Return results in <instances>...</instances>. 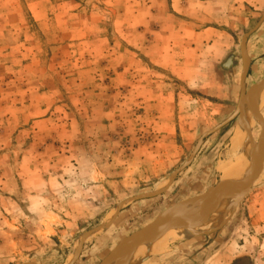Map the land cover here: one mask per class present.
<instances>
[{
	"label": "rangeland",
	"instance_id": "1",
	"mask_svg": "<svg viewBox=\"0 0 264 264\" xmlns=\"http://www.w3.org/2000/svg\"><path fill=\"white\" fill-rule=\"evenodd\" d=\"M263 79L264 0H0V264H101L208 203L228 149L247 183ZM242 194L212 231L113 264H264V162Z\"/></svg>",
	"mask_w": 264,
	"mask_h": 264
},
{
	"label": "bare ground",
	"instance_id": "2",
	"mask_svg": "<svg viewBox=\"0 0 264 264\" xmlns=\"http://www.w3.org/2000/svg\"><path fill=\"white\" fill-rule=\"evenodd\" d=\"M263 95L260 98L264 97ZM260 98L256 99L257 103L264 102V99L260 100ZM248 106L250 107L247 108L246 113L247 116L250 117V115H252V113L255 110L252 108L250 103L248 104ZM246 135H248V131H246ZM235 137L239 141L241 146L242 138H243L241 128H238V130L235 132ZM249 162H251V159L247 157L246 165H249ZM239 165L240 164H238V160L235 158V156L232 155V152L228 149L226 158L217 166V170L221 175V184H219V186L214 192L210 191L208 195V199H210L208 200L209 202L206 203V201L203 200L196 207L197 212L192 213L190 215L188 214V216H185L186 214L184 213H180L178 215H174V213H171L170 215L168 214L162 215V218L164 219L174 222L176 221L182 222L192 228L194 227L189 231V233L187 232L188 234L177 233L174 230L163 228L161 231H159L160 233L158 234L156 232L154 233L156 235L153 241L152 238L154 237V234L142 236L139 239L132 241L126 246L125 248L126 258L125 260L123 258L124 263L125 261H128L130 259L133 260L143 259L153 255L160 254L168 248L169 244L174 243L179 239H183L185 237H195L196 235L203 234L205 232H210L217 226L223 225L229 213V207H230L228 206L230 205L229 199L230 197L237 195L236 190L238 188L240 171H241ZM190 210H193L194 212V209H190ZM211 216L212 218L208 220V217ZM138 244L139 245L143 244V246L136 247ZM129 252L130 254H128Z\"/></svg>",
	"mask_w": 264,
	"mask_h": 264
},
{
	"label": "water",
	"instance_id": "3",
	"mask_svg": "<svg viewBox=\"0 0 264 264\" xmlns=\"http://www.w3.org/2000/svg\"><path fill=\"white\" fill-rule=\"evenodd\" d=\"M264 86V79L256 86H253L249 93L248 96L244 99V103L249 102L250 105L252 106V108L258 113L259 117L261 118V111L258 108V103L256 102V100L250 98L251 93L253 92V89L256 87H263ZM242 106V105H241ZM241 106L237 109V111L234 113V115L228 120L226 121L223 125L228 124L230 121L234 120L235 118L238 117L239 115V109L241 108ZM264 162V143L260 149L259 152V156L258 159H256V163L254 166V169L257 170L253 172V175H251L250 180L247 183L242 184L237 190L236 193L238 194V196L240 197L239 202L242 200L243 198V194L242 191L244 189L248 190L251 185L253 184L254 180L256 179V177L259 175L261 169H262V165ZM256 172V173H255ZM215 190V189H214ZM197 226V225H195ZM163 229V228H167L170 230H174L177 233H189V231L191 229H193L192 227L188 226L187 224H180V222H174V221H170L167 219L162 218V216H160L157 220H155L153 223H151L150 225L144 227L143 229H141L140 231H138L137 233L125 238L113 251L112 253L109 255V257L103 261L101 264H113L114 261L116 260H121V258L125 255V248L126 246L131 243L132 241L140 238L141 236L144 235H153L158 229ZM187 233V234H188ZM210 234V233H208ZM207 235V234H205ZM197 236V235H196ZM203 236V235H201ZM75 261V260H74ZM71 264H73V262Z\"/></svg>",
	"mask_w": 264,
	"mask_h": 264
},
{
	"label": "crops",
	"instance_id": "4",
	"mask_svg": "<svg viewBox=\"0 0 264 264\" xmlns=\"http://www.w3.org/2000/svg\"><path fill=\"white\" fill-rule=\"evenodd\" d=\"M260 104H261L260 106H262V107L259 106V110H261L264 107V102H262ZM256 114H258V113H256ZM262 123H263V121H262Z\"/></svg>",
	"mask_w": 264,
	"mask_h": 264
}]
</instances>
